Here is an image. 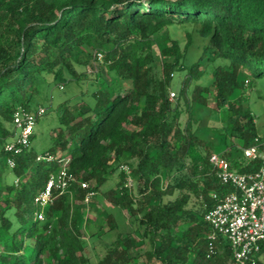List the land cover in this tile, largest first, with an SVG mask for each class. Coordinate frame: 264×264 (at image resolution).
Instances as JSON below:
<instances>
[{
	"label": "trees",
	"instance_id": "trees-1",
	"mask_svg": "<svg viewBox=\"0 0 264 264\" xmlns=\"http://www.w3.org/2000/svg\"><path fill=\"white\" fill-rule=\"evenodd\" d=\"M185 23L199 25L209 41L206 55L187 65L190 41L183 48L171 38L158 47V72L157 34ZM218 59L223 62L216 64ZM208 63L215 64L212 80L203 85ZM79 67L105 73L91 100L58 106L48 146H37L41 135L35 130L29 147L7 150L15 112L46 101L52 84L87 77ZM175 71L186 76L172 100ZM243 73L264 77V0H0V264H96L85 253L77 203H85L89 189L102 191L123 164L137 192L126 185L128 174L121 169L116 187L102 194L142 232L118 233L99 264H139V257L144 264L231 261L223 237L209 251L204 215L214 204L212 192L228 188L211 167L216 144L199 134L194 105L208 106L213 94L216 108L227 107L225 136L248 145L260 132L242 94ZM126 81L130 86L124 90ZM221 150L241 168L238 146ZM64 158L75 179L66 192L54 190L55 199L39 220L35 197ZM107 222L116 227L113 213ZM140 239L146 247L135 254Z\"/></svg>",
	"mask_w": 264,
	"mask_h": 264
},
{
	"label": "rangeland",
	"instance_id": "rangeland-1",
	"mask_svg": "<svg viewBox=\"0 0 264 264\" xmlns=\"http://www.w3.org/2000/svg\"><path fill=\"white\" fill-rule=\"evenodd\" d=\"M198 29V24H173L167 26L157 34V37L160 39L155 47V66L158 72L161 70V59L158 47L171 38L178 39L183 48H185L188 41H190V45L187 47L185 57L183 58L185 64L190 65L197 60H201V57L205 54L204 47L209 41L207 38L200 35ZM202 62L205 64L206 60H202ZM220 62H223V60L218 59L216 64ZM214 66V63H208L206 65L207 73L199 83L203 85L211 83ZM79 70L81 72L85 71L87 77H83L78 82H68L63 87L59 84H52L46 88L49 93L47 100L44 101L45 103L40 102L37 104L47 107L46 113L39 119L35 129L36 132L41 135L36 142L37 146L45 147L50 144V137L55 127H52V123L57 117L58 106L61 103L68 101L73 104L81 102L82 100H91L93 90L97 88L100 81L106 79L105 73L98 75L96 72H93L92 68L84 69L79 67ZM185 76V71L174 72L169 87V93L175 92L176 94L181 89ZM242 76L244 79L242 94L249 100V105L254 112L259 132H264V77L248 76L246 73H243ZM51 79L52 77H50V80ZM129 86V81L123 83L124 90H127ZM192 88L193 86L191 85L190 92L193 90ZM175 98L174 95L172 100ZM194 116L200 119L198 124L199 134L203 138L215 142L216 146L214 151L218 149L221 150L229 144H233L234 146L241 145V141L238 138L229 139L225 136L223 126L228 117L227 107L216 108L213 94H209L208 106L200 107L194 105ZM121 167L117 172L113 173L108 181L101 187L102 191L97 192L88 201L86 200L84 204L77 203L80 212L79 221L82 228L85 230V253L90 257L91 261L96 264H99L100 258L105 254L108 245L117 237L118 233L132 232L135 236L139 237L142 232V230L138 229L137 224L131 222L126 211L120 207H118L119 210H117L116 206L109 202L102 194L103 191L116 187L117 182L120 180L119 172L122 169ZM7 180L10 182L15 180V178L10 179V177H8ZM130 189L134 193L137 192L134 181H132ZM170 198H173V196H166L165 200H169ZM45 209L46 208H44V210ZM40 210H42V208H40ZM37 212L38 211H36V213ZM115 212L118 214L117 225L115 228L110 229L107 216ZM140 242L143 243V240L140 239ZM145 247L146 243H143L140 248L134 249L133 252L137 254L140 249H144ZM137 262H139V264H144L145 258L139 257L137 258ZM149 264H155V262Z\"/></svg>",
	"mask_w": 264,
	"mask_h": 264
},
{
	"label": "built area",
	"instance_id": "built-area-1",
	"mask_svg": "<svg viewBox=\"0 0 264 264\" xmlns=\"http://www.w3.org/2000/svg\"><path fill=\"white\" fill-rule=\"evenodd\" d=\"M97 59H103V53L97 52ZM63 87V86H61ZM175 92H170V98ZM46 113V107L39 105L26 110L19 108L14 114L15 135L6 144V149L20 153L30 146V137L35 132L39 119ZM241 154L236 158L240 167L227 156L226 150L213 151L209 162L218 180L228 190L212 192L213 206L204 215V220L210 226L209 251L214 252L215 242L223 237L231 246V261L224 264H256L264 261V132L253 137L248 145H239ZM41 158L51 157L40 156ZM10 166L15 160L8 159ZM68 159L62 160L60 169L51 177L35 197L38 210L36 218H45V210L55 199L54 190L60 194L68 190L74 181V175L67 168ZM128 174L126 185L130 187L133 178L129 175L128 165L121 167ZM83 188H89L87 182L81 183ZM96 194L88 190L86 200Z\"/></svg>",
	"mask_w": 264,
	"mask_h": 264
},
{
	"label": "crops",
	"instance_id": "crops-1",
	"mask_svg": "<svg viewBox=\"0 0 264 264\" xmlns=\"http://www.w3.org/2000/svg\"><path fill=\"white\" fill-rule=\"evenodd\" d=\"M116 208H117V210H119L118 207H116ZM117 210H116V211H117ZM113 214L115 215L116 218L118 217V216H117L118 214H116V212L113 213Z\"/></svg>",
	"mask_w": 264,
	"mask_h": 264
}]
</instances>
